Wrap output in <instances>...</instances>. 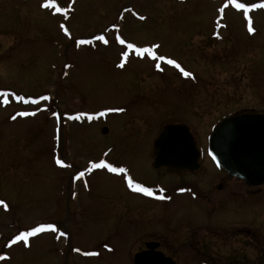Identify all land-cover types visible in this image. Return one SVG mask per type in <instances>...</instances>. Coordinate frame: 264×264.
Masks as SVG:
<instances>
[{"label":"rangeland","instance_id":"1","mask_svg":"<svg viewBox=\"0 0 264 264\" xmlns=\"http://www.w3.org/2000/svg\"><path fill=\"white\" fill-rule=\"evenodd\" d=\"M46 2L0 0V264H132L150 239L177 264H201L193 250L207 243L210 222L255 230L257 247L242 234V264H264V196L244 198L242 185L231 184L237 194L210 218L209 200L227 197V189L209 199L180 190L194 184L197 193L217 180L207 156L213 127L254 106L259 92L264 100V8L249 10V33L244 11L229 0ZM128 44L152 47L165 60ZM105 109L123 111L95 115ZM176 122L191 128L203 151L200 170L186 177L152 168V141ZM101 160L126 172L88 171ZM41 224L56 231L28 237L27 246L9 243Z\"/></svg>","mask_w":264,"mask_h":264},{"label":"water","instance_id":"2","mask_svg":"<svg viewBox=\"0 0 264 264\" xmlns=\"http://www.w3.org/2000/svg\"><path fill=\"white\" fill-rule=\"evenodd\" d=\"M106 133L104 128L102 134ZM152 149L155 170L182 175L199 167L201 152L186 124L164 125ZM207 152L215 166L229 176L250 187L264 183V114L240 111L223 118L209 135ZM157 245L146 243V250L134 256L133 264H174L154 250Z\"/></svg>","mask_w":264,"mask_h":264},{"label":"flooded vegetation","instance_id":"3","mask_svg":"<svg viewBox=\"0 0 264 264\" xmlns=\"http://www.w3.org/2000/svg\"><path fill=\"white\" fill-rule=\"evenodd\" d=\"M259 93L256 96L255 105L254 106H243L242 107L243 112H253L254 111V112H259L261 114H264V106L262 105L264 100L258 98ZM201 162H202V159H201ZM201 162H200L199 168L195 172L186 173L185 175L183 174V177L190 176V175H193V173L198 172L201 168ZM165 172L167 174H170L167 171ZM217 172H219V175L216 178L217 180L215 181L210 180L207 184L201 185V186H204V188L201 191H197V193L194 188L196 185L194 186V184L191 186L186 185V184L180 186V190H184L185 188L188 190H191L192 192L191 197L193 199L204 198V196L205 198L206 196L207 197L209 196L208 197L209 199L210 195L214 193H221L222 191H225L226 189L228 190L227 193H230V195H228L227 197L214 200V202L213 200H209L211 208H209V213L207 215L210 218L211 217L213 218L214 209L216 207V204L221 205L223 203H226L228 201L227 200L228 198H230L231 196L234 197L237 194L233 192L231 184H236V185L241 184L242 185V188L244 189V193H243L244 196L242 197L244 198L247 197L249 199L257 200L258 198H261L264 196V183L250 187L246 183L241 182L235 178H232L223 172H220L218 170ZM170 175L181 177L180 175H172V174ZM216 181H217V184H215ZM218 201L220 203H216ZM218 225L219 224L217 223H212V222L209 223V227L208 229H206L207 230V243H201L200 245L195 247V249L193 250L194 252L193 258L197 262H200L201 264H234V263L242 264V257L245 256V255L242 256V234L246 237L245 241H247V244L257 247L259 243V238H258V235L255 234L256 233L255 230H250L248 228H242V224L235 225V226L234 225L233 226H230V225L223 226L222 228H220V226ZM146 242H156L158 245L154 250L161 252L166 258H169L175 264H177L174 258H172L166 252L161 250V247H162L161 242H157L155 240L150 239V240L145 241L143 243V248H141L136 253H140L146 250V247H145ZM181 248H183V249H180L183 252V251H186L187 248H190V246L184 245ZM205 248H207V250L205 251L206 253H204L203 251V249ZM3 260L4 259H1L0 262Z\"/></svg>","mask_w":264,"mask_h":264},{"label":"snow or ice","instance_id":"4","mask_svg":"<svg viewBox=\"0 0 264 264\" xmlns=\"http://www.w3.org/2000/svg\"><path fill=\"white\" fill-rule=\"evenodd\" d=\"M229 3L232 4L236 9H238V10L242 9L244 11V16H245L246 19H248V31H249V33L254 32V28L252 27V21L249 18L248 13H249L250 9L264 8V2L259 3V4H255V3H253V4H245V3H237L236 0H229ZM42 7L51 8V7H55V5H54V3L51 2V0H48V2H46V3H44L42 5ZM56 11L57 12H65L66 10L63 9V8H60V7H56ZM141 19H143V17H141ZM61 28H64L63 24L61 25ZM65 31H67V29H65ZM96 39L99 40V41L104 42L105 44L108 43L107 39L103 35L96 37ZM117 39L119 40V43H121V44L124 43V41L122 39H119V37H117ZM77 43L78 44H85V43H91V41L90 40H88V41L79 40V41H77ZM127 47L129 49L135 48V46L133 44H128ZM153 47H155V46H153ZM135 52L139 56H143V55L147 54L150 57L154 58L155 60H158V61H164L165 60L164 56H157L156 53L153 51L152 47L135 48ZM127 55H128L127 52L123 53L124 57H127ZM166 62H167V64L174 65L176 68H178L180 70V72L183 74V76L189 77V76L192 75L191 72L185 71L175 60L168 59ZM119 66L123 67V63H121ZM156 67L159 69L160 65L156 64ZM16 99L23 100V97H19L18 96V97H16ZM42 99H48V97H42ZM6 102L7 101H5V103ZM33 102H35V101H33ZM120 111H123V109H105L103 111H100V112L96 113L95 115L103 117L108 112H120ZM19 115H28V113H20ZM53 115L56 116L57 114L53 113ZM85 115L86 114H84V113H80V114H77L75 117H69V119H82ZM87 119L88 120H92L93 116L92 115H88ZM55 163L57 165H61V166L64 165V162L60 158H56ZM95 168H107L110 172H113V173H124V172H126V169H124L122 167H114L112 164H106L103 160H101L99 162V164L90 163V167H89L88 171H91L92 169H95ZM83 175H84V172H80L78 174V176H81V177ZM126 179H127V183H128L129 187H132V188H134L137 191L143 192L146 195H149V196L152 195V190L150 188H144V187H141L139 184H133V182H132V180L130 178L126 177ZM0 204H4V201H0ZM46 229H50L52 231H56V228H55V226L53 224H41L38 227L32 228L31 231L21 232L19 235L15 236L13 240L9 241V243L13 244V243H15L17 241L23 240L25 245L27 246L28 237L34 236L37 233L43 232ZM61 235H63V233H61ZM105 247H107V245H105ZM76 251H80V250L76 249ZM86 254L96 255L97 253H86ZM0 259H4V257L0 256Z\"/></svg>","mask_w":264,"mask_h":264}]
</instances>
